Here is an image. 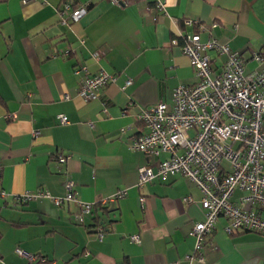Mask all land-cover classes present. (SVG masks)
<instances>
[{
  "label": "crops",
  "instance_id": "0c3cea01",
  "mask_svg": "<svg viewBox=\"0 0 264 264\" xmlns=\"http://www.w3.org/2000/svg\"><path fill=\"white\" fill-rule=\"evenodd\" d=\"M159 1L161 11L156 0L121 6L109 0H0V188L6 192L0 197V264H185L194 245L189 231L204 219L201 193L180 174L139 187L138 167H156L168 154L147 157L129 142L147 132L138 118L142 110L170 103L177 86L197 80L180 49V33L198 31L202 41L213 36L228 43L246 71L262 66L251 55H264V0ZM65 3L86 13L76 21L61 17ZM54 48L70 53L56 56ZM208 54L219 68L222 58ZM76 65L90 75L104 70L114 80L97 98L84 100L77 94L83 73H74ZM59 155L69 157L61 166ZM64 170L77 199L103 209L78 222L80 208L72 201L14 203L15 195L37 190L64 196ZM120 191L125 194L113 198ZM242 195L235 190L231 200L246 207ZM95 217L100 226L91 227ZM225 225L222 217L216 222L202 249L204 264H264V235L227 234ZM133 234L138 244L130 240Z\"/></svg>",
  "mask_w": 264,
  "mask_h": 264
},
{
  "label": "built area",
  "instance_id": "2783aa9c",
  "mask_svg": "<svg viewBox=\"0 0 264 264\" xmlns=\"http://www.w3.org/2000/svg\"><path fill=\"white\" fill-rule=\"evenodd\" d=\"M109 2L121 6L125 0ZM155 6L163 10L159 0ZM85 13L84 7L71 9L68 3L58 11L61 17L72 21ZM184 23L195 24L199 30L206 28L194 19H185ZM215 27V22L210 25V28ZM179 37L180 49L188 58L197 80L192 85L177 86L170 103L158 102L142 110L138 118L144 122L147 132L131 138L129 148L147 157L168 154L156 167L151 164L138 167L139 187L160 177L180 174L200 191L204 219L190 229L189 236L193 237L194 245L192 251L183 256V261L185 264H204L202 249L221 217L226 220L224 231L227 234L252 231L264 235V216L261 215L264 211V55L252 53L251 58L262 66L246 71L240 53L232 50L228 43L219 42L213 36L202 41L198 31L180 33ZM210 51L222 58L219 68L212 67ZM52 52L56 56L68 55L70 48H54ZM93 57L98 58L97 55ZM74 73H83L77 94L84 100L97 98L100 90L114 80V76L104 70L90 75L85 65H76ZM129 83L130 79H127L126 85ZM104 112L108 114L106 109ZM58 119L60 123H68L63 115ZM68 158L59 155L57 165L65 164ZM63 175L64 196L53 197L44 190H37L15 195L14 203L24 204L40 197L50 199L56 206L72 201L80 208L75 219L82 222L83 216L94 206L78 200L69 173L64 170ZM235 190L243 192L240 203L246 207L231 200ZM124 194L125 191H120L113 198H121ZM5 195L0 188V197ZM102 237L99 229L98 239ZM130 240L140 242L137 234L131 235ZM16 252L26 255L21 249ZM26 256L32 261H44L40 256Z\"/></svg>",
  "mask_w": 264,
  "mask_h": 264
},
{
  "label": "trees",
  "instance_id": "16d2710c",
  "mask_svg": "<svg viewBox=\"0 0 264 264\" xmlns=\"http://www.w3.org/2000/svg\"><path fill=\"white\" fill-rule=\"evenodd\" d=\"M102 206H103V205L100 204V205L97 206V207H100V209H103ZM97 207L94 206V207L92 208V210H91V212H90V215H93V214L95 213ZM88 215H89V214H88ZM92 220H94V221H93V224H91V227H97V226H100V225H98V224H99V220H98L96 217L93 218ZM98 228L102 230L101 227H98ZM210 236H211V235H210ZM210 236H209V237H210Z\"/></svg>",
  "mask_w": 264,
  "mask_h": 264
}]
</instances>
